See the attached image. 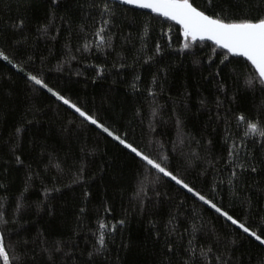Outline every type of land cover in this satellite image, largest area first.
<instances>
[{
  "label": "trees",
  "instance_id": "1",
  "mask_svg": "<svg viewBox=\"0 0 264 264\" xmlns=\"http://www.w3.org/2000/svg\"><path fill=\"white\" fill-rule=\"evenodd\" d=\"M221 8L229 18L264 16V0H213L211 11ZM109 19L112 46L98 48L95 32ZM183 44L179 25L110 0H0V49L12 59L0 58V211L20 264H89L100 231L106 247L93 264H264V245L27 76L167 157L191 187L258 230L264 139L244 137L238 117L264 122V87L246 84L255 74L244 58L207 41Z\"/></svg>",
  "mask_w": 264,
  "mask_h": 264
},
{
  "label": "snow or ice",
  "instance_id": "2",
  "mask_svg": "<svg viewBox=\"0 0 264 264\" xmlns=\"http://www.w3.org/2000/svg\"><path fill=\"white\" fill-rule=\"evenodd\" d=\"M54 2L58 3V0H54ZM206 2L208 8L202 9L200 6L195 5L193 0H119L120 4L131 6V9H147L158 16L174 21L175 24L180 26L184 38V49L190 48L197 40H207L211 41L217 48L225 50V58L229 56L243 57L255 74L252 79L246 81V84L252 87L253 82L256 81L259 85L264 87V16H257L255 18L237 16L236 18H229L221 14L223 12L222 8L221 12L211 11L213 8V0H206ZM104 12L109 13L110 17L115 16V12H111L107 8V5H105ZM109 23L110 19L102 20V25L95 32V36L98 40L96 46L98 48L112 46L110 43L111 36L106 34V26ZM84 47L87 49L89 44L86 43ZM156 47L157 51H159V45ZM0 58L10 64L12 63V59L3 49H0ZM13 67L18 68L21 72L25 71L19 64H14ZM27 76L34 85L39 86L40 89H46L53 97L74 110V112L82 118V122L90 123L103 133H106L108 137L118 141L124 149L134 154V157L139 158L141 165L146 166L149 171L155 170L156 173L163 174L164 177L174 181L176 185L187 190L188 193H191L205 205L210 206L211 209L215 210L220 216L230 221L231 225L236 226L239 230H242L244 234H248V236L254 238L260 245H264V235L258 234V231L264 233V224L258 226V230H253L251 227L246 226L244 222L234 218V215L229 214L228 210H225L222 206H218L212 199L207 198L205 195L201 194L200 191L191 187L183 177L176 173L175 169L170 170L167 157L161 158L159 156H154L141 149L139 145H134L132 142H129L126 133L120 134L118 130L111 129L109 126L101 123L96 115L90 114L89 111L79 107L77 103L66 98L65 95L55 90L54 87L49 86V84L38 75L27 73ZM238 119L246 125L244 137L259 136L264 139V122L259 120L252 122L243 115L239 116ZM19 131L20 129H17V132ZM253 143H255V140H253ZM236 149L237 145L233 143L228 152L230 158L229 163L235 162L234 157L237 155ZM16 160L18 163L21 162L19 157H17ZM57 167H59V165H57ZM236 167L244 169L245 165L241 163L236 165ZM250 167L252 172L257 171L256 167ZM235 174L234 171L233 175L235 176ZM159 178V176L156 177L157 180ZM19 207L20 206H18L17 210H19ZM7 223L8 220L4 217V213L0 211V261H2V264H20L21 257L15 253L14 249H11L12 254L10 255V247L6 244L7 234L4 225ZM120 223L123 224L124 221H120ZM108 227L109 226L103 222L99 224L100 229ZM97 239L100 247L95 248L94 252L88 253L90 257L89 264H93L92 257L95 253H102L103 249L106 247L105 233L103 231H100ZM169 250L171 251V248ZM55 251H61L60 247L57 246ZM207 251L210 252L211 249L209 248ZM187 252L191 254L189 256L190 260L196 257V249L192 245L191 240L189 241ZM200 255L206 257L207 253L202 249ZM217 259H219V257ZM185 264H187V262H185ZM224 264H228L227 259L224 260Z\"/></svg>",
  "mask_w": 264,
  "mask_h": 264
},
{
  "label": "water",
  "instance_id": "3",
  "mask_svg": "<svg viewBox=\"0 0 264 264\" xmlns=\"http://www.w3.org/2000/svg\"><path fill=\"white\" fill-rule=\"evenodd\" d=\"M110 1H114V2H116V3H119V0H110ZM120 4V3H119ZM131 7V6H130ZM140 10H142V11H146V12H149V13H151V14H154V15H156L155 13H152L150 10H147V9H140ZM158 16V15H157ZM161 17V16H160ZM163 18H165V17H163ZM165 19H167V18H165ZM168 20V19H167ZM169 21H171V20H169ZM171 22H174V21H171ZM175 23V22H174ZM205 41H207V40H205ZM207 42H210V43H212L211 41H207ZM213 44V43H212ZM240 58H243V57H240Z\"/></svg>",
  "mask_w": 264,
  "mask_h": 264
}]
</instances>
